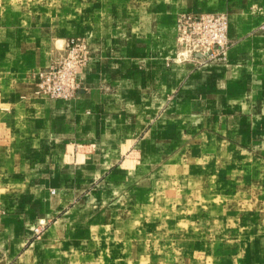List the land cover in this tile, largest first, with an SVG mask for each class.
I'll use <instances>...</instances> for the list:
<instances>
[{"label": "rangeland", "instance_id": "1", "mask_svg": "<svg viewBox=\"0 0 264 264\" xmlns=\"http://www.w3.org/2000/svg\"><path fill=\"white\" fill-rule=\"evenodd\" d=\"M261 70L264 0H0L4 86L114 115L54 218L0 176V264H264Z\"/></svg>", "mask_w": 264, "mask_h": 264}, {"label": "crops", "instance_id": "2", "mask_svg": "<svg viewBox=\"0 0 264 264\" xmlns=\"http://www.w3.org/2000/svg\"><path fill=\"white\" fill-rule=\"evenodd\" d=\"M263 73L255 71L243 80L240 92L245 90V104L257 98L258 88H264ZM86 93L81 89L71 101L23 96L16 88L4 86L0 78V176L22 186L17 197L5 201V207L15 211L17 200L37 201L38 218H54L62 209L67 186L76 176L75 153L86 148L81 138L99 135L98 131L107 137L113 129L114 115L107 99ZM102 143L105 152L106 140ZM51 227L58 237L70 230L59 219ZM7 230L16 231L12 225Z\"/></svg>", "mask_w": 264, "mask_h": 264}, {"label": "built area", "instance_id": "3", "mask_svg": "<svg viewBox=\"0 0 264 264\" xmlns=\"http://www.w3.org/2000/svg\"><path fill=\"white\" fill-rule=\"evenodd\" d=\"M209 22L212 23V19H210ZM212 40H213V41L209 43L210 46H211V48H210L211 50L214 49L215 47H217L215 44H217V43H219V42L221 41V36H218V37H216V38H214V39H212ZM218 45H219V44H218ZM197 54H199V53H197ZM200 54H202V53H200ZM202 55H203V54H202Z\"/></svg>", "mask_w": 264, "mask_h": 264}, {"label": "water", "instance_id": "4", "mask_svg": "<svg viewBox=\"0 0 264 264\" xmlns=\"http://www.w3.org/2000/svg\"><path fill=\"white\" fill-rule=\"evenodd\" d=\"M197 56H201V54H197Z\"/></svg>", "mask_w": 264, "mask_h": 264}]
</instances>
